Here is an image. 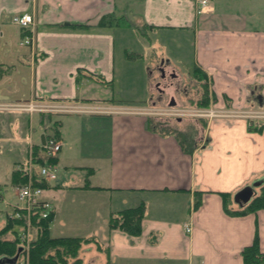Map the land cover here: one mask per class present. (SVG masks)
Returning a JSON list of instances; mask_svg holds the SVG:
<instances>
[{"label":"crops","instance_id":"obj_1","mask_svg":"<svg viewBox=\"0 0 264 264\" xmlns=\"http://www.w3.org/2000/svg\"><path fill=\"white\" fill-rule=\"evenodd\" d=\"M22 14L34 18L29 29L33 46L23 43L25 32L12 22ZM105 18L111 20L110 25L102 26ZM143 28L145 37L147 32L190 35L193 68L188 76L192 82L207 85L208 108L264 111V0H209L205 7L199 0H0V54L3 43L10 48L16 42L27 46L29 54L16 63L31 80L28 96L12 98L11 88L2 91L12 69L0 61L5 72L0 79V101L36 98L100 103L112 112L95 115L111 121L107 186L61 188L50 181L44 191L54 207L50 234L71 237L54 236L52 229L62 216L59 204L69 193L106 191L111 199L119 196L118 210L111 215L145 206L143 232L132 237L111 230L109 219L105 228L95 224L84 237L73 236L91 240L85 245L84 258L80 257L82 264H244L242 251L256 237L264 253V209L228 215L223 194L231 195L229 208L238 211L242 207L235 196L250 187L254 198L264 184V122L196 120L189 129L176 130L188 138L191 146L185 148L175 134L153 131L146 116L126 112L124 109L138 107L116 100L111 90L118 75L116 33ZM152 47L156 60L168 63L179 75L174 60L182 63V54ZM125 51L126 64L137 66L133 81L137 89L141 84L145 98L151 94L150 64L144 52ZM14 71L21 72L16 67ZM198 73L201 82L195 78ZM136 97L139 91L130 103L145 102ZM114 105L120 109L115 110ZM36 116L43 129L39 137ZM50 116L0 114V156L8 144L15 162L10 177L24 167L30 148L42 146L45 129H51ZM62 139L60 132V142ZM56 159L59 169L60 159ZM2 187L0 184V201L6 205L7 191ZM198 199L201 205L196 207ZM187 227L191 233L186 232Z\"/></svg>","mask_w":264,"mask_h":264},{"label":"rangeland","instance_id":"obj_2","mask_svg":"<svg viewBox=\"0 0 264 264\" xmlns=\"http://www.w3.org/2000/svg\"><path fill=\"white\" fill-rule=\"evenodd\" d=\"M7 25L10 23L7 21ZM11 27V26H10ZM141 27V26H139ZM142 28V27H141ZM12 29H14L12 27ZM17 30V28H16ZM145 30L133 29L130 32H118L117 36V48H116V68L118 75L116 76L115 83L112 87V91L116 100L124 101L125 104L135 105L139 108V112L148 113V123L151 127L172 132L176 130H187L191 127L197 119L190 116V112L200 109L198 107V101L202 96L204 90L207 89L206 84H201L196 81H190L188 76L189 72L193 68V49L190 44V35L183 34L182 32H168L155 34L147 32L148 36L145 37ZM158 45V50L166 52L169 50H177L182 54V63H177L179 60H174L181 72L179 73L178 80H186L188 87V95H176L174 89H168V97L162 103H158V90L156 86L160 81L157 68L160 63L156 60L155 51L152 46ZM160 48V49H159ZM144 52L147 57V63L150 64L151 82L150 91L151 94L142 95V86L140 88L135 86L133 79L136 78L137 66H131L126 61V51ZM29 54L27 46H22L16 42L13 47H7L3 43L2 51L0 54V61L6 62L12 69V73L8 76L7 82L2 85V91H8L9 88L13 91L10 96L26 97L29 95L31 84L29 73L23 70V67L16 63L17 59L25 58ZM21 57V58H20ZM17 70H21L19 74H15ZM172 67H167V74L171 73ZM191 83H190V82ZM172 82L170 77L161 85H168ZM175 84L177 81H173ZM206 85V86H205ZM139 91L140 100L145 102L130 103L133 100V95H137ZM174 95L178 101V104L171 107L168 103L170 96ZM144 98V99H143ZM93 111L104 109L105 104L90 103ZM117 105H122L117 104ZM91 107V106H90ZM120 109V106H113ZM132 110V108L130 107ZM186 110L184 115L176 116L179 111ZM90 115V114H87ZM51 117V118H50ZM49 120L51 123V129H45L47 135H53L55 129L61 132V138L63 144L62 151L57 154L56 157L60 159V167L57 169V178L51 181L53 186H59L61 188H75L83 186L96 187L107 186L108 172H109V152H110V135H111V121L109 117L103 116H85V115H51ZM40 117L36 116L34 119V127L37 133L36 137H39L43 133V129L40 126ZM180 119V121L178 120ZM63 125H60V123ZM58 126H57V124ZM3 150L5 153L0 156V184L3 185L6 193V200L8 203L14 205L17 203L15 194V188L21 186L12 185L14 182L13 174L10 177V172L15 167L14 158L11 157V146L6 144ZM29 155V154H28ZM13 156V155H12ZM38 168V167H37ZM66 168V169H65ZM85 168V169H83ZM90 168L93 170L91 171ZM16 171H19L17 168ZM11 178V182H10ZM29 180L27 179V183ZM2 187V188H3ZM3 188V189H4ZM260 193V187L257 189V195ZM118 195H114L113 199L109 193L102 192V194H91L86 192H72L69 193L66 198L59 204V211L63 207L62 216H58L59 222L52 225L54 236H82L87 235L95 224L97 227H104L107 224L108 219L111 217V211L118 210ZM59 203V201H57ZM56 204V202H55ZM62 205V206H61ZM11 212L10 207L6 206L3 201H0V229L5 224H2L6 218V215ZM2 224V225H1ZM52 224V223H51ZM51 227V226H50ZM7 239H11V235L6 236ZM94 240V239H93ZM85 243L80 251L79 258H84ZM89 261V260H88ZM74 260H70V264H73ZM88 264V263H85ZM99 264V263H96Z\"/></svg>","mask_w":264,"mask_h":264},{"label":"built area","instance_id":"obj_3","mask_svg":"<svg viewBox=\"0 0 264 264\" xmlns=\"http://www.w3.org/2000/svg\"><path fill=\"white\" fill-rule=\"evenodd\" d=\"M209 0H199L202 7L207 6ZM13 24L18 26L25 32L23 43L28 46H33L34 37L29 33V29L34 25V18L30 14L16 15L12 18ZM91 106V107H90ZM92 105L81 104L75 101L72 102H56L43 99H31L25 101H0V114H26L33 116L39 115H69V114H106L112 113L109 109L92 110ZM128 113L146 115L148 113L139 112V108L132 110L124 109ZM186 110L179 111L176 116L184 115ZM116 112V111H113ZM149 115V114H148ZM190 116L197 119L212 120V119H246L251 124L255 121L264 122V111H237V110H219L211 108H200L190 112ZM44 155L47 158H55L61 151V144L52 137L45 136V145H42ZM38 167V168H37ZM19 171L24 174L29 182L15 189L17 203L12 205L6 202L10 207L12 219L19 221L18 228V252L14 258L0 259V264H30V251L35 238V226L33 219L47 220L54 213L53 205L45 199V190L41 187L33 186L34 176L47 182L54 181L57 178V166L45 164L39 166L35 164L33 148H30L29 156L24 167H20ZM3 198V191L0 188V200ZM191 227L186 228L187 233H191Z\"/></svg>","mask_w":264,"mask_h":264},{"label":"trees","instance_id":"obj_4","mask_svg":"<svg viewBox=\"0 0 264 264\" xmlns=\"http://www.w3.org/2000/svg\"><path fill=\"white\" fill-rule=\"evenodd\" d=\"M111 20L105 18L102 21V26L110 25ZM134 55V54H133ZM130 55L131 57L133 56ZM3 67L0 65V79L4 75ZM200 82L203 81L201 75H195ZM206 86V85H205ZM198 107L208 108L210 104V97L208 89L204 90L202 96L198 101ZM57 124V123H56ZM58 126V124H57ZM153 131L159 132L163 135L175 134L181 141L182 145L186 148L191 146L188 142V138L177 131L167 132L152 127ZM47 137H52L57 141H60V131L55 129L53 135H47ZM188 151V150H187ZM35 164L43 166L45 164H57V159L47 158L44 155L42 146H35L33 148ZM13 185L24 186L27 184V177L20 171H15L13 173ZM33 186L41 187L43 190L49 189V182L40 179L38 176H34ZM231 195L223 194L224 199V209L228 215H245L250 213H256L264 209V184L260 186V193L256 195L250 203L243 206L241 210L232 211L229 208L231 204ZM201 205V200L198 199L196 207ZM7 215L5 226L0 229V259H11L14 258L18 252V228L19 221L12 219ZM145 215V206L142 204L136 208H130L123 210L119 213L112 214L109 219V228L111 230L119 229L124 231L132 237H139L143 232V220ZM54 213L47 220H40L37 218L33 219L35 226V238L32 243L29 259L30 264H70V260H74L73 264H82V260L79 258L82 246L85 243L91 242V240H85L84 238L78 237H67V238H54L50 234V226L54 220ZM11 235V239H7V235ZM242 257L244 264H264V253L260 249L258 237H256L254 243L246 247L242 251Z\"/></svg>","mask_w":264,"mask_h":264},{"label":"flooded vegetation","instance_id":"obj_5","mask_svg":"<svg viewBox=\"0 0 264 264\" xmlns=\"http://www.w3.org/2000/svg\"><path fill=\"white\" fill-rule=\"evenodd\" d=\"M168 66H169L168 63L163 62V63H160L159 67L157 68L159 77H160V81H158L157 83L158 85L156 86L158 90V103H162L165 99H167L168 94H169L167 91L169 88L174 89L176 95H179V96L188 95L189 83L187 84V81L184 79L178 80L179 75L177 74L175 69H173L171 73L167 74ZM168 76L170 77L172 82H170V84L168 85L164 84L162 87L161 85L163 84L164 81L167 80ZM173 81H177V83L175 84ZM168 103L169 104L175 103V105H177L178 101L174 95H171ZM178 120L180 121V119ZM177 132L179 134H182L181 131H177Z\"/></svg>","mask_w":264,"mask_h":264},{"label":"water","instance_id":"obj_6","mask_svg":"<svg viewBox=\"0 0 264 264\" xmlns=\"http://www.w3.org/2000/svg\"><path fill=\"white\" fill-rule=\"evenodd\" d=\"M163 63V62H162ZM171 107L176 106L175 103L170 104ZM42 145H45V136L42 137ZM254 196L253 189L248 187L240 191L236 196H235V202L240 205L241 207L247 205L248 203L251 202L252 198Z\"/></svg>","mask_w":264,"mask_h":264}]
</instances>
